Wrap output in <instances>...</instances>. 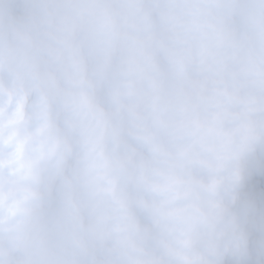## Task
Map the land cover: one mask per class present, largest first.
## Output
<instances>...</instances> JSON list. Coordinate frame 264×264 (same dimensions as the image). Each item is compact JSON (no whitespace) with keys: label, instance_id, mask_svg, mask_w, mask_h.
<instances>
[{"label":"clouds","instance_id":"9594fccd","mask_svg":"<svg viewBox=\"0 0 264 264\" xmlns=\"http://www.w3.org/2000/svg\"><path fill=\"white\" fill-rule=\"evenodd\" d=\"M0 264H264V0H0Z\"/></svg>","mask_w":264,"mask_h":264}]
</instances>
